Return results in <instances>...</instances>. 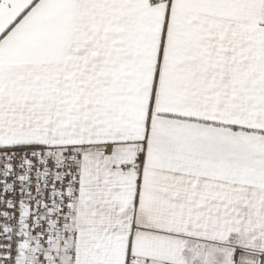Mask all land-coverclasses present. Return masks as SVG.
<instances>
[{
  "label": "snow or ice",
  "instance_id": "6c2138e0",
  "mask_svg": "<svg viewBox=\"0 0 264 264\" xmlns=\"http://www.w3.org/2000/svg\"><path fill=\"white\" fill-rule=\"evenodd\" d=\"M0 264H264V0H0Z\"/></svg>",
  "mask_w": 264,
  "mask_h": 264
}]
</instances>
